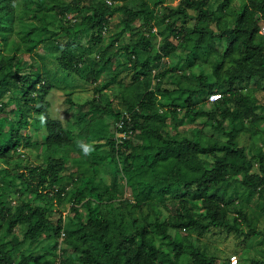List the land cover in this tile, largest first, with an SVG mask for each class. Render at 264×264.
<instances>
[{"label": "trees", "instance_id": "1", "mask_svg": "<svg viewBox=\"0 0 264 264\" xmlns=\"http://www.w3.org/2000/svg\"><path fill=\"white\" fill-rule=\"evenodd\" d=\"M244 1L237 8L233 0H181L177 7L168 6L166 0H39L40 9L26 7L43 25L27 33L20 30L25 40L11 43L9 33H17L22 21V0H0V264H186V260L220 264L219 257L208 255L203 247L204 237L213 228L249 239L263 234L258 225L264 206L254 208L252 203L264 200V144L250 152L241 144V136L256 138L264 133L259 129L264 125V102L256 95V88L264 91V0ZM117 13L122 14L130 42L100 54L104 64L89 70L88 47L78 40L89 34L90 44L102 43ZM123 34L111 39L107 48L112 49ZM38 47L55 50L65 72L94 83L98 97L89 101L91 113L112 116L118 123L123 119V128L117 123L116 132L129 136L121 143L117 138L106 140L108 166L121 175L115 187L98 182L99 167L93 163L96 174L77 179V187L69 192L72 212L79 217L80 207H85L90 215L87 223L75 228L63 229V213L55 222L59 209L42 199L47 195L64 199L69 164L68 157L56 154L57 150L72 146L76 138L87 141L102 133L87 115L79 118L81 128L74 134L51 114L47 95L54 83L46 68L43 73L15 68L20 53ZM181 49L188 50L185 58ZM121 54L130 61L125 75L132 73L131 83H122L123 69L118 68L112 80L101 86L102 72L115 65ZM176 56L178 66L154 73ZM206 64L211 74L206 73ZM195 67L201 72L187 76L185 70ZM177 71V88L163 89L162 80ZM114 84L127 113L115 108L112 100L102 104L103 90ZM13 85L22 94L4 100L5 88ZM216 92L222 95L218 101L208 98L210 107H199L206 93ZM66 102L75 104L70 98ZM162 107L168 110L161 112ZM33 115L32 125L46 129L47 161L12 173L8 168L12 155L32 145L28 127ZM169 116L177 122L202 121L203 128L225 138L201 129L191 136L185 132L169 136L165 133ZM126 183L135 201L125 197ZM235 184L242 186L243 196L237 189L229 195ZM11 189L18 196L16 206L9 199ZM17 228L23 231L22 241H6ZM61 235L64 246L52 260H47V254L22 250L27 244L52 242ZM58 247L56 241L53 250ZM250 264H264V260L251 259Z\"/></svg>", "mask_w": 264, "mask_h": 264}, {"label": "rangeland", "instance_id": "2", "mask_svg": "<svg viewBox=\"0 0 264 264\" xmlns=\"http://www.w3.org/2000/svg\"><path fill=\"white\" fill-rule=\"evenodd\" d=\"M61 2H69L70 0H60ZM181 0H166V4L171 7H177ZM216 2V0H215ZM22 8L20 12V16L22 21L17 24V33L11 34L9 33V40L15 43H22L25 40V36L23 34H19L18 32L24 31L28 32L34 26H42L43 23L40 22L39 19L32 18L27 10L26 6H29L31 9H40L41 5L39 0H22ZM151 3V0H150ZM245 3L244 0H233L232 4L234 7L239 8L241 5ZM48 4H50L48 2ZM213 7V6H212ZM72 16H68L70 19ZM122 14L117 13L114 15L113 18L110 20V28L111 30L104 35V41L100 44H90V35L87 34L86 36H81L78 40V43L87 46L88 50L87 58H88V67L90 69H97L104 64V58L101 57L106 52L111 50L116 51V49L125 46L127 43L130 42L131 36L128 32L123 31V22H122ZM75 22V21H73ZM124 33V34H123ZM264 33V28H263ZM123 34L119 37V42L111 49L108 45L111 43V39L114 37ZM64 35V34H63ZM64 37H67L65 35ZM1 43V42H0ZM30 44V42H28ZM9 53V52H8ZM13 52H10L12 54ZM101 54V55H100ZM188 54V50L181 49L180 55L185 58ZM58 52L55 50H51L50 48L38 47L33 52L23 51L18 56V59L15 62V68H21L23 72H30L36 71L39 73L45 72L46 68L48 71V76L50 80L54 83V88L50 91L47 95V99L51 102V109L50 112L53 116L60 118L65 127H69L71 130H74V134L79 132L80 126H77V121L80 117H84L87 115V119L96 126L97 130L100 131L102 134H99L97 138L88 139L87 141L84 140H77L75 143L68 147V148H61L57 150L56 154H63L68 157V164L69 167L65 172V175H70L67 177L65 189L63 191V201H60L58 196H54L51 199V196L47 195L42 200L45 203L49 201L53 202V206L59 209V212H56L54 215V221L58 222L60 218V214L63 213L64 223L62 224L64 228H75L78 225H82L88 222L90 217L89 211L85 207H80V216L77 217L75 213L72 212V203L70 202V193L73 188H76L78 185L77 179H81L82 177H91L96 174L95 168L91 166V164L96 163L98 170H99V177H97L98 182L101 181L103 184L108 185L109 187H115L118 182H120L121 175L117 172L113 173L112 169L108 166L110 159L108 156H104L110 152V147L106 144V140L108 138H117V121L112 118V116H100V113L92 114L91 112V105L89 104L90 100H93L94 97H98L95 92L96 85L89 81L82 79L80 76L77 75H70L65 72L58 63L57 60ZM179 57L176 56L173 59H167L165 64H162L158 69L154 70V73L157 74L162 72L166 67H175L178 63ZM130 66V61L126 54H121L116 60L115 65L108 66V68L104 69L102 72L99 83L102 86L104 83L109 82L112 80L114 76L115 70L123 69V76H122V83H131L132 80V73L125 75L127 71L126 68ZM178 66V65H177ZM206 73L211 74L209 69V65L206 64L204 66ZM191 71H195V73L199 74L201 72L200 67H195L193 70H185L187 76H191ZM180 75L179 71L171 73L167 75L162 80V88L163 89H176L178 86V77ZM123 85V84H122ZM126 85V84H125ZM254 87H258L257 82H254ZM124 86V85H123ZM7 91L4 93V100L8 101L10 96L21 95V90L18 89L16 85H13L11 88H5ZM16 90L15 92H13ZM144 88L141 86L140 91H143ZM104 98L102 100V104H105L106 101L112 100L113 106L117 109H122L123 113H127L124 104L122 103L120 89L118 85L114 84L111 88L103 90ZM207 94V93H206ZM202 98L199 107L206 110L210 107L208 102V98L210 94H207ZM256 95L261 102H264V91L260 89L257 90L256 88ZM70 98L75 103L74 105L67 104L66 100ZM12 101V102H11ZM13 106L15 102L11 100ZM161 101L163 98L161 97ZM168 107H162L161 112L167 111ZM35 115L30 117L31 125L28 127L29 134L32 135V142L29 148L22 147L19 150V153L12 155L11 157V164L8 167L12 173L21 171L23 167L29 165H39L45 164L47 161V156L45 154V150L47 148L46 145V129L44 125L39 127L38 123L36 126L32 124L35 122L34 119ZM167 125L165 128V133L169 136H177V133H187V135L191 136L192 132L196 131L197 129H201L207 135H216L220 138H225L222 133H216L211 128L202 126V121L197 122H190L189 119L186 120H179L172 121L171 116L167 118ZM40 124V122H39ZM81 124V123H80ZM80 127V128H79ZM8 129V126L5 127ZM260 130L264 132V125L262 124L259 127ZM250 135V134H248ZM248 135L241 136V144L245 145L250 152H256L259 147H262L264 141V133L256 138H250ZM99 145L100 147L98 150L94 148V146ZM102 156L105 158L102 159ZM75 160V161H74ZM213 159H209V163L212 162ZM254 171H258V167L254 168ZM17 182V180L15 181ZM15 189V188H14ZM238 190L241 196L244 195V189L242 186L235 184L233 188H229V195L235 194V190ZM15 191V190H14ZM13 189L9 190L10 201L12 202L13 206H16L18 203V196L14 193ZM125 197L135 201V198L132 197L131 187L128 186L126 183L125 187ZM172 202V201H171ZM171 213L174 212L175 204L171 203ZM62 203V204H60ZM98 206V203L95 204ZM254 208H259V206H264V200L259 201L255 199L252 203ZM173 210V211H172ZM145 213H148V209H145ZM136 215H140V212H136ZM167 213L165 212V215ZM2 226V221L0 219V229ZM24 229L25 227H21ZM247 228V227H246ZM258 228L263 234L258 236L255 239H249L244 236L238 235L234 231H230L224 228H213L203 240V247L205 248L206 252L210 256H218L220 260V264H224L225 262H231V258L237 256L239 258V264H250L251 259H261L264 260V217H262L259 221ZM20 228H17L14 231V234L10 237L6 238V241H13L15 244L19 243L23 239V231ZM188 233L185 231L184 233ZM183 233V232H182ZM5 235L2 232V238ZM64 235L57 238L56 240L51 241H44L39 244H35L30 246L29 244L22 247V250L27 252H35L36 254H47V260H52L55 258L54 253H58L60 251V247L64 246L63 240ZM56 241L59 242V247L55 251L53 248L56 245ZM60 253V252H59ZM186 264H191L189 260H186Z\"/></svg>", "mask_w": 264, "mask_h": 264}, {"label": "built area", "instance_id": "3", "mask_svg": "<svg viewBox=\"0 0 264 264\" xmlns=\"http://www.w3.org/2000/svg\"><path fill=\"white\" fill-rule=\"evenodd\" d=\"M222 97V95L220 93H213L210 95L209 97V102H216L218 101L220 98ZM124 125V120L122 119L119 123H118V127L119 129H122ZM130 134H132V131L130 132ZM129 136L127 135L126 132H117V140L118 143H121L124 139H127ZM231 264H239V258L237 256H234L231 258Z\"/></svg>", "mask_w": 264, "mask_h": 264}]
</instances>
